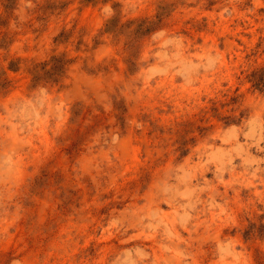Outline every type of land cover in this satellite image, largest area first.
Instances as JSON below:
<instances>
[{
	"label": "rangeland",
	"instance_id": "374dc122",
	"mask_svg": "<svg viewBox=\"0 0 264 264\" xmlns=\"http://www.w3.org/2000/svg\"><path fill=\"white\" fill-rule=\"evenodd\" d=\"M0 264H264V0H0Z\"/></svg>",
	"mask_w": 264,
	"mask_h": 264
},
{
	"label": "trees",
	"instance_id": "16d2710c",
	"mask_svg": "<svg viewBox=\"0 0 264 264\" xmlns=\"http://www.w3.org/2000/svg\"><path fill=\"white\" fill-rule=\"evenodd\" d=\"M89 1H91V0H89ZM127 25H132V22H130L126 25L124 24L123 26L119 27L117 17H115V18L111 19L110 21H108L106 26H107L108 31H115L116 29H118V27H119L118 31H121V29L127 28ZM155 27H156V23H151L148 21H141L140 25L137 26V28H136V30H134V32L140 33V34H144V33L148 34V33L152 32L155 29ZM63 61H67V60H65L63 55L61 57H52L50 60L53 69L57 68V65ZM46 66H47L46 63L43 64L41 67V70H44V68H45L44 73L49 74V72L46 70ZM41 70L40 71L37 70L34 73V78L36 81H38V79H40L42 77L41 76Z\"/></svg>",
	"mask_w": 264,
	"mask_h": 264
}]
</instances>
